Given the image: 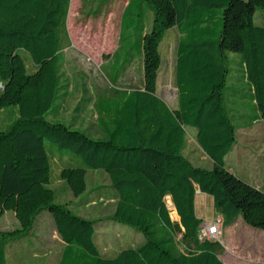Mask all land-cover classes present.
<instances>
[{
  "label": "trees",
  "instance_id": "16d2710c",
  "mask_svg": "<svg viewBox=\"0 0 264 264\" xmlns=\"http://www.w3.org/2000/svg\"><path fill=\"white\" fill-rule=\"evenodd\" d=\"M133 5L153 14L151 29H141L127 61L132 65L141 60L142 87L111 89L94 103L84 98L68 126L51 118L57 119L58 103L68 97L62 93L69 86L61 83L60 62L64 44H71V0H0V110L17 107L20 114L0 133V220L13 212L20 224L19 230L0 237V264H7L8 239L26 236L45 210L65 244L60 264H224L223 245L199 239L203 221L195 211L198 192L213 198L224 227L242 218L264 231V189L241 179L226 163L241 127L264 122V25L256 23L264 0H130L124 16ZM173 29L179 34L174 110L157 93L161 44ZM233 54L240 56L233 60ZM232 83L238 87L230 88ZM241 91L246 114L227 99L228 92ZM90 107L100 138L76 127ZM189 127L197 130V143L213 161L212 170L195 167L185 157ZM47 143L63 155L76 156L77 166L61 172L76 198L88 191V171L109 175V199L117 201L110 222L144 234L140 247L113 258L101 254L97 223L57 203L51 188L56 151H48ZM102 196L90 195L80 206L101 201ZM167 198L180 217L189 249L176 240Z\"/></svg>",
  "mask_w": 264,
  "mask_h": 264
},
{
  "label": "rangeland",
  "instance_id": "374dc122",
  "mask_svg": "<svg viewBox=\"0 0 264 264\" xmlns=\"http://www.w3.org/2000/svg\"><path fill=\"white\" fill-rule=\"evenodd\" d=\"M129 5L130 0H71L67 23L71 44H64L66 49L61 52L60 62L61 83L63 86H69L62 93L67 92L68 97L64 101L65 114L54 122L72 126L73 122L66 116V109L73 114L84 98L91 99L94 103L97 97L111 89L142 87L144 72L141 60H137L132 65L127 64V61L132 48L137 45L141 29H151L153 14L141 5H133L124 16ZM256 23L264 25V9L257 11ZM178 40L179 34L176 29L164 35L161 44L163 63L157 92L173 110L178 108L176 87ZM116 54L117 56L114 57ZM239 56L233 54L232 59L236 60ZM133 58L132 55L131 60ZM26 61L29 71H34L31 61L29 59ZM233 67L236 66L233 64ZM57 103L58 101L53 110L56 109ZM248 107H250L249 112L254 114L253 108L250 105ZM230 108L237 109L232 105ZM95 116L96 113L91 108L86 115V121L78 128L89 131L90 136L98 138L100 134L94 127ZM19 117L17 107L0 110V133L7 131ZM235 123L241 125L242 122ZM47 149L51 153L56 151L55 157L51 156V188L57 193V203L69 207L76 215L97 223L96 244L101 254L113 258L122 250L136 249L142 245L145 240L144 234L126 225L110 222L117 204L115 200L109 199L107 189L112 185L109 175L103 170L88 171V191L77 199L61 177L63 169L72 165L77 166L76 156L70 153L63 155V152L50 143H47ZM186 149L184 155L193 166L206 170L213 169V161L197 143L195 128H187ZM236 154L246 159L244 170L249 171L252 176L261 178L264 185V123H256L251 128L241 127ZM234 164L238 165L236 161ZM258 169L259 171H256ZM99 192H103L101 201L90 206H80L83 199L90 195L98 196ZM166 202L175 224L177 242L183 249L191 248L190 243L184 239V230L171 198H167ZM195 204L196 214L203 223L212 221L216 216L217 212L211 196L197 194ZM19 229L20 224L13 212H7L0 220V237ZM133 234L137 237L135 238ZM221 244L224 247L221 254L224 264H264V231L245 225L244 221H240L226 233L224 229ZM64 249L65 244L57 232L55 221L45 210L36 217L32 231L26 236L14 240L8 239L7 264H60Z\"/></svg>",
  "mask_w": 264,
  "mask_h": 264
},
{
  "label": "crops",
  "instance_id": "0c3cea01",
  "mask_svg": "<svg viewBox=\"0 0 264 264\" xmlns=\"http://www.w3.org/2000/svg\"><path fill=\"white\" fill-rule=\"evenodd\" d=\"M234 87H238V85L237 84H233L232 83V85H230V88H234ZM240 88H242V89H244L243 87H240ZM228 94L229 95H227L228 96V101H229V103L230 104H232V105H236V106H238V111L241 113V114H246V108H243V106H244V104H245V101H243V100H241L240 98H242V96L244 95V93L241 91L240 93H237V94H233V93H231V92H228ZM231 97H233V98H231ZM66 99H64V100H62V101H60L58 104H59V106L58 107H60V111H59V116L57 117V119H61L62 117H63V115L65 114L64 113V109H65V105H66V103L64 102ZM80 105V104H79ZM92 107H90L89 108V110L91 109ZM76 109H77V107H76ZM76 109H75V111H76ZM245 109V110H244ZM88 110V111H89ZM75 111H74V113L72 114V112H70L68 109H66V116L70 119V121H72L73 123H74V121H75V116H76V114H75ZM88 111H87V113H88ZM87 113L85 114V115H83L78 121H76V127L78 128V126L80 125V124H83L86 120V115H87ZM95 118H96V120H95V125H94V127H95V129L96 130H98V126H97V116H95ZM52 120H56V119H54V118H51ZM256 123H264L263 121H261V120H258V121H255L254 123H252L251 125L250 124H247V125H243L244 127L245 126H247V127H249V128H251V127H253ZM242 126V127H243ZM79 129V128H78ZM79 130H81V129H79ZM83 131V130H82ZM84 132H87V133H89V131H84ZM90 134V133H89ZM239 136H240V131H239V133H238V138H237V144H236V146L234 147V149H233V151L231 152V154L227 157V159H226V163H227V166H228V168L232 171V172H234L236 175H238L241 179H243L244 181H246V182H248L249 184H251V185H253V186H255V187H257V188H259V189H264V185H263V180H261V178H257V177H255V176H252L250 173H249V171H247L246 169L244 170V164L247 162L246 161V159H244V158H241L240 156H239V154L237 155L236 154V151H237V149L239 148ZM98 138H100V137H98ZM200 147V146H199ZM186 148H187V145H186ZM186 150L187 149H185V151H184V153L186 152ZM235 161L237 162V164L238 165H235L234 163H235ZM232 164V165H231ZM237 166V167H236ZM239 166V167H238ZM256 171H259V169L258 170H256ZM87 175H88V172H87ZM111 187V186H110ZM110 187H108V188H110ZM197 194H202V193H197ZM197 196V195H196ZM75 197V196H74ZM57 198H58V196H57ZM76 198V197H75ZM81 198V197H80ZM80 198H77V199H80ZM113 200H115V199H113ZM116 201V200H115ZM195 201H196V198H195ZM94 203H96V202H93V203H90V204H88V205H86V206H90L91 204H94ZM116 204H117V201H116ZM117 206V205H116ZM195 211H196V204H195ZM178 215V214H177ZM216 215H218V213L216 214ZM196 216H197V214H196ZM179 217V216H178ZM198 217V216H197ZM199 218V217H198ZM200 219V218H199ZM179 221H180V217H179ZM240 221H243L242 220V218H240L239 220H238V222L235 224V225H233V226H231V227H225V233L226 232H228L230 229H233L235 226H237L239 223H240ZM245 225H247V224H245ZM133 236L136 238L137 237V235H135V234H133ZM144 242H145V240H144ZM143 242V243H144ZM142 243V244H143ZM141 246V245H140ZM140 246H138V247H140ZM137 247V248H138ZM120 253V252H119ZM118 253V254H119ZM117 254V255H118ZM220 259H221V256H220ZM222 260V259H221Z\"/></svg>",
  "mask_w": 264,
  "mask_h": 264
},
{
  "label": "built area",
  "instance_id": "2783aa9c",
  "mask_svg": "<svg viewBox=\"0 0 264 264\" xmlns=\"http://www.w3.org/2000/svg\"><path fill=\"white\" fill-rule=\"evenodd\" d=\"M224 229V218L221 214H218L212 221L201 225L199 239L201 241H217L221 243Z\"/></svg>",
  "mask_w": 264,
  "mask_h": 264
},
{
  "label": "water",
  "instance_id": "95a60500",
  "mask_svg": "<svg viewBox=\"0 0 264 264\" xmlns=\"http://www.w3.org/2000/svg\"><path fill=\"white\" fill-rule=\"evenodd\" d=\"M198 193H200V192H198Z\"/></svg>",
  "mask_w": 264,
  "mask_h": 264
}]
</instances>
